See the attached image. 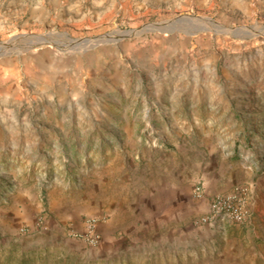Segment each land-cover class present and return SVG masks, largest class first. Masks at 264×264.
Segmentation results:
<instances>
[{
  "label": "rangeland",
  "instance_id": "1",
  "mask_svg": "<svg viewBox=\"0 0 264 264\" xmlns=\"http://www.w3.org/2000/svg\"><path fill=\"white\" fill-rule=\"evenodd\" d=\"M19 33L51 35L0 46V264H199L195 186L264 170V0H0Z\"/></svg>",
  "mask_w": 264,
  "mask_h": 264
},
{
  "label": "crops",
  "instance_id": "2",
  "mask_svg": "<svg viewBox=\"0 0 264 264\" xmlns=\"http://www.w3.org/2000/svg\"><path fill=\"white\" fill-rule=\"evenodd\" d=\"M229 167L220 164L207 174L206 195L227 193L238 184L246 186L249 216L241 224L215 221L198 227L199 264H264V170L238 162ZM159 206L163 211L166 202ZM196 208L205 214L208 201L196 202Z\"/></svg>",
  "mask_w": 264,
  "mask_h": 264
},
{
  "label": "built area",
  "instance_id": "3",
  "mask_svg": "<svg viewBox=\"0 0 264 264\" xmlns=\"http://www.w3.org/2000/svg\"><path fill=\"white\" fill-rule=\"evenodd\" d=\"M247 195L248 188L243 185H237L227 193H217L210 197H207L202 183H198L193 190V196L197 202L205 199L208 201V210L200 220L204 224L215 221L241 224L247 221L249 216ZM97 224L95 219H89L85 230L73 232V236L89 244H96L100 239Z\"/></svg>",
  "mask_w": 264,
  "mask_h": 264
},
{
  "label": "water",
  "instance_id": "4",
  "mask_svg": "<svg viewBox=\"0 0 264 264\" xmlns=\"http://www.w3.org/2000/svg\"><path fill=\"white\" fill-rule=\"evenodd\" d=\"M182 18L184 17L179 16V17L172 18V19L165 20V21L149 23V24L142 26L139 29H131V30L126 31V35L132 36V35H138L144 32H151V31H158L161 33L169 32L173 26H175L181 21ZM189 18H193L194 20H197L201 24V27L198 29V31L207 30L215 35H220V34L233 35L237 30L241 29V27H238V28L223 27L219 23L209 18H203V17H189ZM205 25L206 26L214 25L215 27L210 30L209 27H206ZM217 28H220V29H217ZM50 35L51 33H45V34L19 33V34L10 36L5 41L0 42V46H6L8 44L14 43L15 41H25V40L32 42L33 44H36L38 46H41L49 42ZM112 37L113 35L111 33H107L105 35H100V36H96L92 38L76 39V41L78 42H87V41L100 42L102 40H109Z\"/></svg>",
  "mask_w": 264,
  "mask_h": 264
}]
</instances>
